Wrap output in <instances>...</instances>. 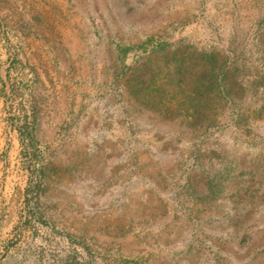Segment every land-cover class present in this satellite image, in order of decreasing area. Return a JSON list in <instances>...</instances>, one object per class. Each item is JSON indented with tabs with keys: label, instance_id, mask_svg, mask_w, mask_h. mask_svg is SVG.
I'll return each instance as SVG.
<instances>
[{
	"label": "rangeland",
	"instance_id": "1",
	"mask_svg": "<svg viewBox=\"0 0 264 264\" xmlns=\"http://www.w3.org/2000/svg\"><path fill=\"white\" fill-rule=\"evenodd\" d=\"M0 60L38 264H264V0H0Z\"/></svg>",
	"mask_w": 264,
	"mask_h": 264
},
{
	"label": "crops",
	"instance_id": "2",
	"mask_svg": "<svg viewBox=\"0 0 264 264\" xmlns=\"http://www.w3.org/2000/svg\"><path fill=\"white\" fill-rule=\"evenodd\" d=\"M5 66L0 60V264H28L33 259L38 264L39 237L37 233L29 235L26 228L27 169L23 158L26 143L21 122L10 121L7 116L8 102L3 87L7 85ZM24 76L26 79V70ZM31 242H34V251L29 256Z\"/></svg>",
	"mask_w": 264,
	"mask_h": 264
}]
</instances>
